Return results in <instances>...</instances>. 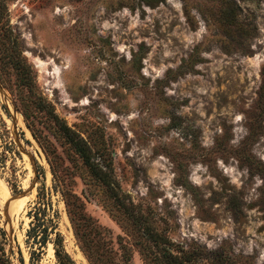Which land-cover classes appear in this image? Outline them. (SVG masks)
<instances>
[{"label":"rangeland","instance_id":"rangeland-1","mask_svg":"<svg viewBox=\"0 0 264 264\" xmlns=\"http://www.w3.org/2000/svg\"><path fill=\"white\" fill-rule=\"evenodd\" d=\"M263 67L264 0H0V264H56L27 238L43 190L77 264H124L125 242L144 264L105 176L172 240L264 264Z\"/></svg>","mask_w":264,"mask_h":264},{"label":"trees","instance_id":"trees-1","mask_svg":"<svg viewBox=\"0 0 264 264\" xmlns=\"http://www.w3.org/2000/svg\"><path fill=\"white\" fill-rule=\"evenodd\" d=\"M262 74L261 93L264 92V67ZM3 107L6 111L8 110L6 105H3ZM102 172L106 175L105 171ZM102 178V182L107 186L106 189L112 197L110 202L115 204L116 208L109 207V204L107 206L109 209L115 210L111 211V213L115 215L125 230L131 234L132 242L138 247L144 264H193L202 258L206 259L209 264H225L223 253L220 252L219 248L207 250L203 245L195 241H174L158 229H155L148 220L142 217V214L135 208L134 203L126 199L125 193L119 192L118 184L115 181L108 179L106 176ZM53 181L54 187L59 189L63 195L74 233L80 239L84 253L95 263L101 256V253H97L96 249L92 247L96 240L95 234L99 228L92 221L90 215L84 213L83 203L77 199V195L68 192L59 178H53ZM14 199H18V197ZM50 204L51 200L46 190L38 191L37 202H35L32 209L33 218L30 220V226L27 229V238H31L33 243H37L38 248L50 241L53 244L56 264H77L72 255L66 250L62 234L56 230L57 211H55L54 216L46 215V210L48 206L50 207ZM118 209L121 213H119ZM93 231L95 232L93 233ZM52 233L53 236L51 235ZM4 235V229L0 228V236L4 237ZM120 248L124 264H133L130 245L125 242L122 243ZM34 253L39 255L40 249H32L31 261ZM20 260L22 261V257H20ZM101 264L118 263L106 258Z\"/></svg>","mask_w":264,"mask_h":264},{"label":"water","instance_id":"water-1","mask_svg":"<svg viewBox=\"0 0 264 264\" xmlns=\"http://www.w3.org/2000/svg\"><path fill=\"white\" fill-rule=\"evenodd\" d=\"M0 89H1V88H0ZM12 122H13V128H14V130H15V128H16L15 116H12ZM36 177H37V175H36ZM34 183H35V180L33 181L31 187L34 186ZM24 192H25V190H23V191L17 193L16 196H17V195H21V194H23ZM14 197H15V196H14ZM10 199H11V198H10ZM10 199H7V200L5 201V203H4V206H3V211H4V213H5L6 215H7V211H8V207H9Z\"/></svg>","mask_w":264,"mask_h":264},{"label":"bare ground","instance_id":"bare-ground-1","mask_svg":"<svg viewBox=\"0 0 264 264\" xmlns=\"http://www.w3.org/2000/svg\"><path fill=\"white\" fill-rule=\"evenodd\" d=\"M1 88V87H0ZM2 97H3V95H2Z\"/></svg>","mask_w":264,"mask_h":264}]
</instances>
